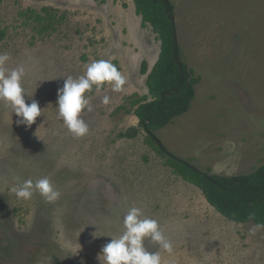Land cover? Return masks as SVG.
<instances>
[{"label":"rangeland","instance_id":"1","mask_svg":"<svg viewBox=\"0 0 264 264\" xmlns=\"http://www.w3.org/2000/svg\"><path fill=\"white\" fill-rule=\"evenodd\" d=\"M169 2L199 82L154 136L200 172L250 173L264 0ZM0 32V264H264V227L220 215L138 126L160 40L132 0H0Z\"/></svg>","mask_w":264,"mask_h":264},{"label":"trees","instance_id":"2","mask_svg":"<svg viewBox=\"0 0 264 264\" xmlns=\"http://www.w3.org/2000/svg\"><path fill=\"white\" fill-rule=\"evenodd\" d=\"M132 1L143 25L150 26L160 40L157 61L146 76L148 97L131 101L138 126L156 151L167 157L169 166L197 187L207 203L220 215L234 223L253 222L264 227V165L250 173L233 177L205 172L200 175L161 152L151 138L157 130L189 111L199 78L194 77L193 71L182 61L179 50V66L174 61L172 26L169 21L174 6L165 0ZM39 20L42 21L41 18ZM142 72L145 73L144 64ZM135 135L136 130L133 129L120 136L134 138Z\"/></svg>","mask_w":264,"mask_h":264},{"label":"water","instance_id":"3","mask_svg":"<svg viewBox=\"0 0 264 264\" xmlns=\"http://www.w3.org/2000/svg\"><path fill=\"white\" fill-rule=\"evenodd\" d=\"M165 2L169 3V0H165ZM169 21H170V24L172 26V35H173V42H174V48H173L174 61L179 66V58H178V55H177V53H178V42H177V37H176L175 18H174V16H169ZM180 71H182L181 68H180ZM151 138L154 140L155 144L157 145V147L159 148V150L161 152H163L167 156L171 157L172 159L177 160L179 163H181L184 166L188 167L193 172L202 175V173L196 167H194L193 165L188 164V163H186V162H184L182 160H179L176 157H174L171 154H169L168 151L163 146V144L160 142V140L158 138H156L154 135H151Z\"/></svg>","mask_w":264,"mask_h":264}]
</instances>
